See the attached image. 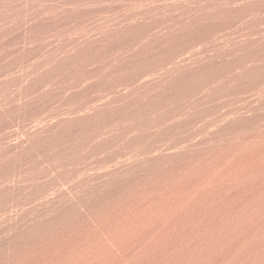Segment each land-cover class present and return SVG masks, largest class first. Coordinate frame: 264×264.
Segmentation results:
<instances>
[{
    "label": "rangeland",
    "instance_id": "1",
    "mask_svg": "<svg viewBox=\"0 0 264 264\" xmlns=\"http://www.w3.org/2000/svg\"><path fill=\"white\" fill-rule=\"evenodd\" d=\"M254 153L264 186V0H0V224Z\"/></svg>",
    "mask_w": 264,
    "mask_h": 264
},
{
    "label": "bare ground",
    "instance_id": "2",
    "mask_svg": "<svg viewBox=\"0 0 264 264\" xmlns=\"http://www.w3.org/2000/svg\"><path fill=\"white\" fill-rule=\"evenodd\" d=\"M257 157H237L223 170L211 162L209 171L199 174L187 173L189 163L179 162L173 170L187 182L173 187L159 176L150 185L166 184V194L141 190L143 182L135 180L96 200L67 199L68 211L61 218L49 216L51 207L43 203L49 214L45 223L32 226L16 217L18 226L0 224V264H251L264 250L258 225L264 216V186L248 182L256 178ZM221 180L226 181L223 188L210 187ZM236 184L241 186L234 191ZM129 185L136 189L133 202L125 196ZM147 193L153 196L144 201ZM54 198L52 207L64 205Z\"/></svg>",
    "mask_w": 264,
    "mask_h": 264
}]
</instances>
